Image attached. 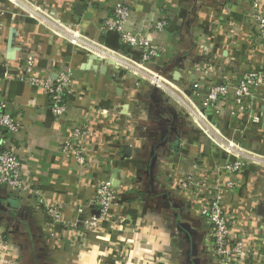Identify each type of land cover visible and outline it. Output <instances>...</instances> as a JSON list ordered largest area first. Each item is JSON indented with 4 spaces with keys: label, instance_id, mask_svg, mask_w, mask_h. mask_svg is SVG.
Masks as SVG:
<instances>
[{
    "label": "crops",
    "instance_id": "obj_1",
    "mask_svg": "<svg viewBox=\"0 0 264 264\" xmlns=\"http://www.w3.org/2000/svg\"><path fill=\"white\" fill-rule=\"evenodd\" d=\"M22 1L30 11L128 56L118 33L100 28L116 3L129 4L133 23L164 48L146 68L163 77L168 89L90 57L15 0H0V74L21 71L29 55L38 66L32 76L55 80L64 68L76 71L65 118L53 116L43 87L0 83V100L23 125L12 142L28 188L19 194L0 184V233L10 250L0 251L3 264H218L211 226L200 213L217 193L234 238L242 236L248 250L236 264H264V86L255 90L248 110L225 100L215 111L205 109L193 91L200 84L203 97L211 85L236 86L244 72L264 71V44L256 42L248 21L253 0ZM151 16L154 22L167 17V31L157 32ZM134 59L141 60L139 53ZM84 123L89 161L79 168L61 148L71 128ZM243 158L259 164L251 161L235 174L227 170ZM104 178L118 191L112 216L93 230L71 228L80 208L88 217L99 213L95 196ZM188 178L199 186L184 189ZM230 181L236 182L233 190ZM59 203L69 226L46 213Z\"/></svg>",
    "mask_w": 264,
    "mask_h": 264
},
{
    "label": "built area",
    "instance_id": "obj_2",
    "mask_svg": "<svg viewBox=\"0 0 264 264\" xmlns=\"http://www.w3.org/2000/svg\"><path fill=\"white\" fill-rule=\"evenodd\" d=\"M17 5L22 6L25 11L32 17L47 22L49 27L58 35L64 37L67 41L82 49H85L91 56L96 55L107 63H111L119 69L128 72L135 77L146 79L152 85L167 91V82L159 74L152 72L146 67L153 64L164 54V48L157 46L144 29H139L134 22V10L125 3H116L110 9V15L101 19V32L109 33L116 32L120 36L122 43L131 48L132 51L139 53L141 60L137 61L132 55H126L123 52H114L100 47L82 36L79 31L73 28L60 24L53 18L47 15H41L36 11H30L22 0H15ZM27 10H26V8ZM250 21L256 30V42L264 44V6L261 0H253L251 13L249 15ZM150 22H154V18H149ZM155 30L164 33L169 27V19L162 17L155 21ZM64 33V34H63ZM68 33V34H67ZM72 36V37H71ZM90 56V57H91ZM131 56V57H130ZM3 66L0 65V68ZM37 62L34 55L27 56L24 68L12 73L5 71L0 74V83L9 80H19L29 83L34 86H41L45 94L51 102V111L55 118H65L70 112L69 96L73 91V82L76 77L74 68L67 67L62 69L57 74V78L42 79L37 76H32L33 72L37 70ZM234 85H211L207 89V93L202 97L199 89L201 86L194 83L193 91L201 99V106L205 109H212L215 111L220 101L225 100L226 103L238 106L242 110L250 109L252 105V98L256 89L264 86V71H249L240 75L239 80ZM230 98H232L230 100ZM9 104L5 100H0V184L9 185L14 191L23 194L28 191L24 181L23 161L16 154L12 138L22 130L21 119L9 114L7 109ZM202 115V114H201ZM199 118V116L196 115ZM89 134V126L84 123L81 125H74L71 128V135L68 137L61 148L63 155H73L77 166L83 168L88 164V155L86 150V139ZM238 156H240L238 154ZM252 160L240 159L233 165H228L227 170L235 174L243 169L247 163ZM253 163L259 164L256 161ZM182 187L188 190L190 187H198L191 178L184 180ZM236 187L235 181L228 183V188L233 190ZM33 195L43 203L42 194L40 191H33ZM118 199V191L113 186L109 178L99 180L95 196V204L98 207L99 213L93 216H85L82 208L78 210L76 221L71 224V228L76 230H93L105 222L112 216V208ZM65 204L59 203L48 205L46 213L53 222L67 225L64 220ZM201 215L208 220L211 226V241L213 246V253L218 264H236L240 261L241 256H247L248 250L244 243V238H234L232 233L231 221L225 212L223 206V198L221 193L214 194L210 197L208 202L201 209ZM69 226V225H67ZM0 251L9 252V246L6 238L0 233ZM0 263H5L0 259Z\"/></svg>",
    "mask_w": 264,
    "mask_h": 264
},
{
    "label": "water",
    "instance_id": "obj_3",
    "mask_svg": "<svg viewBox=\"0 0 264 264\" xmlns=\"http://www.w3.org/2000/svg\"><path fill=\"white\" fill-rule=\"evenodd\" d=\"M83 9H84V7L82 5H78L77 6V14L82 15ZM15 34H16V30L13 29L11 32V35L9 37V41H8L9 48L11 49V51L14 49V45H15ZM11 58H13V57H11ZM94 59H96V57ZM0 70H2V68H0ZM125 148L128 149V146H125Z\"/></svg>",
    "mask_w": 264,
    "mask_h": 264
},
{
    "label": "trees",
    "instance_id": "obj_4",
    "mask_svg": "<svg viewBox=\"0 0 264 264\" xmlns=\"http://www.w3.org/2000/svg\"><path fill=\"white\" fill-rule=\"evenodd\" d=\"M107 34V33H106ZM121 40V39H120ZM121 43H122V41H121ZM122 45H124L123 43H122ZM125 46V45H124ZM125 47H127V46H125ZM128 49H129V51L127 50V54H129V55H136V54H138V53H136V52H134V51H132V50H130L131 48H129V47H127ZM131 51V52H130Z\"/></svg>",
    "mask_w": 264,
    "mask_h": 264
},
{
    "label": "rangeland",
    "instance_id": "obj_5",
    "mask_svg": "<svg viewBox=\"0 0 264 264\" xmlns=\"http://www.w3.org/2000/svg\"><path fill=\"white\" fill-rule=\"evenodd\" d=\"M248 21H249V23H251L249 16H248ZM255 32H256V30H255ZM215 114H218V113L215 112ZM218 115H219V114H218Z\"/></svg>",
    "mask_w": 264,
    "mask_h": 264
}]
</instances>
